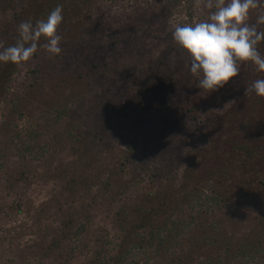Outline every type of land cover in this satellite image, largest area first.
Segmentation results:
<instances>
[{
    "label": "rangeland",
    "instance_id": "rangeland-1",
    "mask_svg": "<svg viewBox=\"0 0 264 264\" xmlns=\"http://www.w3.org/2000/svg\"><path fill=\"white\" fill-rule=\"evenodd\" d=\"M102 8L114 17L111 30L122 28L124 38L115 41L110 30H104L94 43H87L92 48L90 55L107 62L105 67L100 66L105 74L101 79H107V85L114 86L116 97L120 90L126 89L131 75L127 70L134 66L131 60L135 57L134 62L139 69V72L134 71L135 76L139 84L146 85L145 88H137L147 95L145 107L135 112L137 108L118 104L115 110L108 111L110 119L101 126H104V132L100 131L95 117L86 120L83 129H95L100 133V140L95 141L92 163L75 168L73 162L77 156L72 152V143L76 140L60 133L62 125H69V117L64 116L56 122L54 112H48L45 106L50 83L57 78L59 71L75 63V52L68 56L66 62L56 64L58 67L50 60L48 62L50 54L43 47L36 57L20 63L0 101V264H83L94 256L95 249L102 251L104 256L114 254L117 240L113 235L117 231L112 225L113 212L122 203L137 202L145 194L153 193L164 182L179 184L181 162L185 156L176 139L177 134L183 133L181 121L170 119L171 115L165 119L161 109L174 106L170 100L171 93H176L179 83L183 82L172 71L178 63L187 62L185 83L193 85L190 59L183 55L185 50L172 43V38L177 25L204 21L200 3L197 0H103ZM147 31L161 33L158 42L155 38L153 43H146L152 37ZM84 75L92 80L93 75ZM148 76L151 83H148ZM155 78L157 84L152 88ZM198 88L197 84L195 90ZM221 89L217 90L222 96L224 90ZM25 92L31 93L26 96ZM53 95L52 101L55 102L57 98ZM82 95L74 102L79 113L87 109L96 97L92 90ZM178 104L181 103L176 100L175 106ZM73 117L77 116L70 119ZM192 120L189 122L191 131L187 135L191 143H195L203 136V131L199 126H193ZM94 125L95 128L90 127ZM90 143L88 141L89 151L92 148ZM127 144H134V147L130 149ZM25 146L29 150H24ZM236 157L239 156L234 160ZM246 159L240 162V166L232 161L227 168L229 176L222 181L224 184H216L218 179L225 178L218 175L219 172L206 177L205 170L197 169L189 191L195 187L192 192L197 191L198 197L193 198L191 204L184 202L183 206H176L172 211V220L182 226L173 237L171 247L131 251L126 264H204L208 260L213 264H264V207L254 202L255 197L241 196L236 192L240 172L248 168L245 165L252 163V167L260 166L264 172V164ZM70 177L86 181L79 186L81 197L63 199L64 206L78 207L82 202L89 203L92 218L87 231L72 241L71 245H76V248L70 256V251L65 250L61 259L48 257L34 247L38 245L40 236L48 232L47 229L58 226L61 213L57 214L55 201L60 196L63 183ZM224 185L232 186L230 191L233 194L223 193L221 199H212L216 194L212 189L223 192L226 190ZM88 186V192L83 191ZM257 187L258 191H264L260 184ZM65 193L63 197L69 199ZM182 194L180 197L184 196ZM42 207L43 211L40 210ZM190 219H193V224L188 223ZM206 231L221 239L222 245L217 242L210 246L204 240ZM194 232L199 236L198 245H193L191 240ZM50 237L49 233L43 239L48 241ZM252 240L260 245V249L239 253L238 246Z\"/></svg>",
    "mask_w": 264,
    "mask_h": 264
},
{
    "label": "trees",
    "instance_id": "trees-1",
    "mask_svg": "<svg viewBox=\"0 0 264 264\" xmlns=\"http://www.w3.org/2000/svg\"><path fill=\"white\" fill-rule=\"evenodd\" d=\"M102 2L103 0H0V11L2 10L0 17V22H2L0 25L2 44H0V50L13 46L18 42L20 39L18 26L21 23L31 21L35 24L38 20L46 18L57 5L63 6L64 18L57 33L62 37L60 43L62 52L59 55H50L48 62L51 61L52 65L58 67L61 61H67L68 56H71L73 51L76 59L73 65L59 71L57 78L50 83L51 90L50 94L45 95V106L48 108V112H54L53 116H56L54 118L56 122L64 116L69 117V125H62L60 133L76 140L72 143V152L77 156L73 163L75 168L78 169L83 165L87 167L92 163L95 158L93 153L95 141L100 140V133H96L95 129L89 127L83 129L85 121L95 117L100 131L104 132V126H101L105 125L107 119H110L109 110L112 112L118 107V104L124 103L132 109L137 108L135 110L137 112L138 108L145 107L147 100L144 90H137V88H145L146 85L139 84L138 78L135 76L134 71L139 70L137 63L134 62L135 57H132L131 60L134 66H130L127 70L129 74L131 73L129 77L131 80L128 78L126 89L120 90L118 97L113 94L114 86L112 84L107 85V79H105L106 81L103 78L101 79L105 74L103 75V72H101L100 66L105 67L107 62L91 56L92 48L87 43H94L98 34L104 30H110V34L114 36L115 41H120L119 38H124L125 34L122 28L111 30V21H114V17L103 11ZM206 4L207 0H200L201 10L205 17L204 21L209 18L211 11H213V9H208ZM261 12H264V5H261L259 9L251 10L248 22L256 24L257 17ZM126 24H129V22ZM257 27L258 30L264 31V24H259ZM147 34L152 37L147 39L146 43H153L155 38L156 41L159 39L161 33L153 34L147 31ZM45 42V39L41 37L39 41L41 47L38 48L33 57L39 54V49H42ZM172 43H176L173 38ZM257 48L261 55H264V41L260 42ZM181 49L179 48L180 52ZM183 55H188V53L184 51ZM187 57L190 59L189 55ZM186 64V61L178 63V67L172 69L176 77L183 80L179 83L177 92L171 93L170 100L173 101L172 105L174 104V106L168 107L167 110L161 109L164 111L165 115L163 116L165 119L168 118V115H171L170 119L181 121V131L184 133L176 135L177 143L182 145L185 154L181 162L182 170L180 180L178 179V186L171 181L164 182L153 193L140 197L139 201L122 203L113 212L112 225L117 231L113 235L117 240L115 253L104 256L102 251L95 249L94 256L88 258L83 264H126V257L131 251L141 249L145 251L148 247H155L154 250L170 248L173 237L182 226L181 223L172 220V211L175 210L176 206H178L176 208L183 206L184 202L191 204L198 197L197 191L192 192L195 187L190 188L189 191V184L197 175V169L205 170L206 177H212V174L219 172L218 175L225 177L223 180L219 177L220 180L216 181V184L219 185L220 182L224 184L225 182L222 181L228 178L229 170L227 168L231 166L232 161H235V165L240 166V162L249 158L252 161L256 160L264 164V97H258L255 94L246 95L245 92V89L255 80L264 79V71H257L256 66L250 61L241 62L240 73L222 87L221 90H224V94L221 96L218 90L212 92L201 88L195 90L197 84L199 87L198 80L200 78L193 74V85L185 83L184 78L188 74ZM19 65L12 62H0V101L6 93L11 76ZM84 74L93 75L91 76L93 81L85 77ZM172 79L175 82L177 81V79L174 80V77ZM148 83H151L150 76H148ZM156 84L157 78L154 79L151 87L155 88ZM181 86L182 91L180 90ZM90 90L95 93L96 97L90 101L87 109L79 113L74 102L83 93ZM51 92L57 98L55 102L52 101L54 95ZM65 92L67 94L64 96ZM30 93L25 92V95L28 96ZM176 100L181 104L175 106ZM21 114L19 113V116H22ZM73 115L77 117L70 119ZM190 118L194 120L191 119L192 125L197 128L199 126L200 130L203 131V136L197 138L195 143H191L187 135V132L191 131ZM64 127L68 128L63 130ZM90 127L95 128L96 125ZM184 129L187 131L184 132ZM88 141L91 142L92 146L90 151L88 150L90 147ZM201 142H204V146H199ZM127 145L130 149L134 147V144ZM24 150H29V147L25 146ZM235 156L239 157L234 160ZM246 167H248L246 170L240 172L239 187L236 192L240 193L241 196L255 197L254 202L261 203V206L264 207V191H258L257 187L260 184L264 189V172L260 166L252 167V163L250 166L246 164ZM78 175L76 176L78 177ZM79 179L70 177L68 181L63 183L60 196L55 201L57 214L61 213L58 226L47 229L48 232L40 236L38 245L34 247L36 250H40L42 255L61 259L62 252L66 250L70 251L68 253V256H70V253L74 252L76 248V245H71L72 241H75L83 231L88 229L87 225H89L92 218L89 211L90 204L82 202L78 207H68L64 206L63 203V199L73 200V198L81 197L79 186L86 180ZM218 185L217 187L222 188ZM224 187H226V190L223 192H216V189H212L216 193L212 199L215 201L221 199L223 193L228 194L229 192L230 196L233 194L230 191L232 186L224 185ZM88 190L89 186L83 191L88 192ZM63 192H67L68 194H65L69 195L70 198L63 197ZM182 192L184 196L180 197ZM40 210L43 211L44 208L42 207ZM192 220L190 219L188 223L193 224ZM168 225L169 227H167ZM194 225H197V223H194ZM209 232L206 231V234L204 232V240L210 246H214L217 242L222 245L223 241ZM49 233L51 237L46 241L43 238ZM193 234L191 236L193 245H198L200 243L199 236L197 232ZM238 248L239 253L247 254L251 250L260 249V245L252 240L239 245ZM210 263L213 264L208 260L204 264ZM130 264H138V262Z\"/></svg>",
    "mask_w": 264,
    "mask_h": 264
},
{
    "label": "clouds",
    "instance_id": "clouds-1",
    "mask_svg": "<svg viewBox=\"0 0 264 264\" xmlns=\"http://www.w3.org/2000/svg\"><path fill=\"white\" fill-rule=\"evenodd\" d=\"M261 5L264 0H207L206 7L213 9L207 20L175 27L173 39L188 53L190 72L200 78L199 88L209 92L222 88L240 73L241 62L250 61L257 71H264V55L257 48L264 41V31L257 27L264 24V12L258 15L256 24L248 22L250 11ZM63 18V6L57 5L35 24L21 23L20 39L0 50V62L29 61L41 47V37L46 41L42 47L48 54H61L62 37L57 33ZM245 92L264 97V79L255 80Z\"/></svg>",
    "mask_w": 264,
    "mask_h": 264
}]
</instances>
